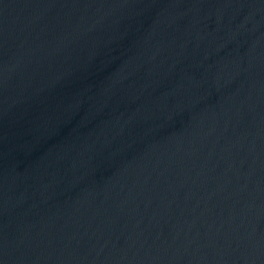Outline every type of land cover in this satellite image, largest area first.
Segmentation results:
<instances>
[{
	"label": "water",
	"instance_id": "obj_1",
	"mask_svg": "<svg viewBox=\"0 0 264 264\" xmlns=\"http://www.w3.org/2000/svg\"><path fill=\"white\" fill-rule=\"evenodd\" d=\"M264 51V0H0V174L160 82Z\"/></svg>",
	"mask_w": 264,
	"mask_h": 264
}]
</instances>
